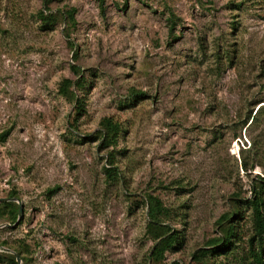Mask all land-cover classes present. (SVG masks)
Masks as SVG:
<instances>
[{"label":"rangeland","instance_id":"obj_1","mask_svg":"<svg viewBox=\"0 0 264 264\" xmlns=\"http://www.w3.org/2000/svg\"><path fill=\"white\" fill-rule=\"evenodd\" d=\"M44 1L0 0V199L22 207L18 223L0 221V252L6 242L24 244L28 264H198L219 218L264 182V113L247 121L264 108V0H51L53 13L75 10L68 38L65 23L41 27ZM81 76L76 117L59 85ZM104 118L122 132L99 150ZM148 196L181 237L159 262ZM241 207L243 241L199 264H251Z\"/></svg>","mask_w":264,"mask_h":264},{"label":"trees","instance_id":"obj_2","mask_svg":"<svg viewBox=\"0 0 264 264\" xmlns=\"http://www.w3.org/2000/svg\"><path fill=\"white\" fill-rule=\"evenodd\" d=\"M51 0L44 1V9L38 11L36 17L41 23L43 30L51 31L58 23H65L66 30L63 31L66 38L69 37V28L75 24L74 21V9H68L64 12L53 13L48 5ZM71 49L75 46L70 43ZM77 60V54L74 53L73 61ZM71 70L81 75L80 69L72 65ZM85 80L81 76L77 81L73 82L69 79H64L59 85V94L74 101L76 117H80L84 112V103L81 99L77 98L75 94L76 90H81L84 87ZM74 87V90H71ZM131 95L137 100L144 98L142 92L132 91ZM264 113V108H259L254 117H249L250 123L257 121L259 116ZM246 121V123H247ZM245 123V124H246ZM122 132L120 125L113 122L110 118H104L100 122V130L97 133V141L99 150H106L109 147L116 146L119 135ZM8 132L0 134V143H4L7 139ZM107 167H105L104 174L106 179L111 183H116L120 180V173L117 167L114 166V157L111 153L107 156ZM243 169L246 171L247 166L243 164ZM16 195L12 194L5 201L0 202V221L9 225L17 223L19 205ZM148 206V224L147 233L153 240H158L157 244L151 251L149 256L155 262H159L163 259V255L166 251L174 249L175 245L181 242L179 233L173 231L169 226L165 225V220L169 219V211L163 207L160 200L156 197L148 196L146 199ZM246 205L250 210V224L251 235L246 240V260L251 264H264V182L256 183L253 186L252 196L249 199L236 202L230 213L222 215L216 222L221 232V237L218 240L211 241L210 249L200 250L193 255V259L198 264L203 262L208 255L220 256L228 255L243 239L240 234L243 232L239 224L241 219V205ZM3 247H6L7 252H0V263L5 264H18L16 257L18 256L21 264H28L27 258L28 249L24 244L11 245L10 247L6 242L2 243ZM12 251V252H11ZM221 264V263H220Z\"/></svg>","mask_w":264,"mask_h":264},{"label":"water","instance_id":"obj_3","mask_svg":"<svg viewBox=\"0 0 264 264\" xmlns=\"http://www.w3.org/2000/svg\"><path fill=\"white\" fill-rule=\"evenodd\" d=\"M6 199H0V202H3V201H5ZM19 205V211H18V219H17V223L19 222V220H20V218H21V215H22V207H21V205L20 204H18ZM16 262L18 263V264H21V261H20V259H19V257L17 256L16 257Z\"/></svg>","mask_w":264,"mask_h":264}]
</instances>
